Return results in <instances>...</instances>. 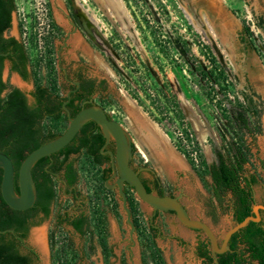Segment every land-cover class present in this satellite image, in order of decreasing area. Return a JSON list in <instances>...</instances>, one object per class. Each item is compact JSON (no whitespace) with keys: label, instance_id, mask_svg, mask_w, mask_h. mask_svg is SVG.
<instances>
[{"label":"rangeland","instance_id":"374dc122","mask_svg":"<svg viewBox=\"0 0 264 264\" xmlns=\"http://www.w3.org/2000/svg\"><path fill=\"white\" fill-rule=\"evenodd\" d=\"M122 1L123 16L107 0L106 8L99 0H75L77 6L71 8L67 0H16L10 34L24 41L34 66V81L48 84L50 74L43 69L46 25L52 20L61 24V11L66 7L77 13L87 43L77 34L72 50L85 43L82 49L94 72L107 78L111 94L105 107L134 142L135 164L155 170L166 192L184 196L190 217L206 222L222 242L233 222L230 215L221 214L217 222L208 217L205 201L211 196V178L207 166L194 160L195 152L188 158L183 151L199 148L206 164L212 163L214 148L222 145L219 126L228 124L233 106L246 105L242 93L248 94L260 108L261 133L251 148L247 169L259 180L256 199H264V30L256 25L258 20L264 21V0ZM86 5L97 15L98 26L84 13ZM241 23L249 29L254 50L246 51L236 39L234 25ZM8 70L6 66L3 75L9 85L32 89V82H21ZM68 126L65 121L44 123L45 128L60 134ZM77 164L78 189L90 199L94 237L58 227L53 239L48 237L55 214L74 206L57 184L52 216L30 232L29 244L39 256L37 264H146V250L147 264H155L148 231L152 208L130 192L140 224V237L135 236L136 243L131 244L133 229L120 189L109 190L118 186L120 175L116 184L102 186L100 170L85 156ZM158 211L162 237H155V243L165 263L201 264L196 245L204 234L183 225L169 211ZM38 232L43 244L34 241Z\"/></svg>","mask_w":264,"mask_h":264},{"label":"trees","instance_id":"16d2710c","mask_svg":"<svg viewBox=\"0 0 264 264\" xmlns=\"http://www.w3.org/2000/svg\"><path fill=\"white\" fill-rule=\"evenodd\" d=\"M16 11V0H0V153L8 155L14 163L15 188L19 193L18 174L24 159L37 148L61 135L51 128H45L42 125L43 119L45 122L48 120L57 123L64 118L63 111L49 100L52 96L49 86L37 88L36 96L44 109L42 113L28 107L21 92L12 89L3 81L7 62H11V70L19 73L24 79L29 77L25 71V64H30L35 78L34 66L24 43L15 38H4V32L11 27V13ZM261 27L264 29V24ZM245 98L250 100L253 108L249 105H237L229 110L228 124L219 126L222 145L217 156L220 162L216 161L208 171L213 182L212 197L206 202V207L208 215L215 222L221 214H233L234 220L241 223L253 215V208L258 204L254 198V187L259 181L255 175H248L247 166L251 148L256 143L257 135L261 133L260 112L251 98ZM105 141L101 127L89 121L68 146L51 156L54 158L53 161L51 157L38 161L32 169L37 199L34 206L27 211L14 210L3 200L1 193L3 169L0 168V264H37L38 253L27 243V239L30 227L39 224L34 220L40 214L44 215L43 219L51 215V208L57 199L56 176L67 167L70 183L77 184L80 176L73 170V165L77 164L78 159L69 164L71 155L77 154L79 157L84 155L94 167L102 165L105 160L100 151ZM194 152L196 153L194 160H200L208 169L199 148L192 150L191 154L187 151H183V154L190 158ZM99 180L104 186L105 177L101 173ZM157 183L159 195L164 196V187L159 177ZM143 184L147 192L151 193L145 183ZM130 206L134 223L140 228L136 216L138 211L134 206ZM260 213L264 215L263 210H260ZM67 221L81 236H86L91 231L92 221L88 216ZM155 237L150 235V244L154 247V252L150 248L151 255L152 253L154 255L153 262L166 264L159 249L156 248ZM146 253L144 261L147 264ZM197 256L203 259V264H215L208 238L198 245ZM218 259L220 264H264V218L259 223L250 222L244 229L235 233L229 241V250L219 255Z\"/></svg>","mask_w":264,"mask_h":264},{"label":"flooded vegetation","instance_id":"af4514ba","mask_svg":"<svg viewBox=\"0 0 264 264\" xmlns=\"http://www.w3.org/2000/svg\"><path fill=\"white\" fill-rule=\"evenodd\" d=\"M77 3L79 0H76ZM100 3L106 8L108 7V4L106 0H99ZM77 3L75 0H67V6L75 7L77 6ZM79 7V6H78ZM89 7L86 5L84 8V13L85 9ZM70 8H67L63 11H61V16H62V22L61 24L58 23L56 20H52L46 25V37H45V43L47 46L45 47L46 49V67L43 69H47L48 73L50 74L48 76V79L50 83H36L33 78L32 74V67L30 64L26 63L25 64V71L27 75L29 76L28 79H24L19 73L14 72L11 70L12 63L7 62L6 66H8L9 72L11 74H16L18 75V78L21 80L23 83H30L32 82V89L29 91H24L20 89L19 87L16 86H11L9 85L12 89H18L22 96L24 97L26 104L28 107L31 109H36L38 112H44L43 107L39 104V100L36 96L37 94V88L38 86H49V92L52 94L49 98L50 101L53 102V105L58 107L59 110L63 111V120L66 123L69 124V119L70 117L74 118L81 110L89 107H99L104 110V112L107 114L108 118L110 120L116 121L107 111L105 104H108L109 97H110V88H109V83L107 78H105L102 75H99L98 73H95L92 66L90 65L89 59L86 57L84 51H83V46L87 41L85 40L84 36H82L81 31V25H80V18L77 13H73ZM80 8V7H79ZM225 11L227 13H231V10L226 8ZM14 13H11V27L7 31L4 32V38L6 39H11L15 38L19 42H23L22 38H17L14 35H11L10 32L13 28V22H14ZM86 14V13H85ZM83 15V14H82ZM87 15V14H86ZM88 16V15H87ZM88 18L91 20V18L88 16ZM91 22L95 24L92 20ZM264 21L263 20H258L257 21V27L264 30L263 26ZM45 29V28H44ZM20 30V27H19ZM234 30L236 33V39L240 43V45L243 46V48L247 50H254L255 46L253 44L252 37L249 33V29L247 28L246 24L241 23L240 26L234 25ZM77 34H79L82 39L83 43L76 48L75 50H72L73 45L72 42L76 39ZM25 45V43H24ZM27 49V48H26ZM54 57V62L50 61L52 60L51 58ZM4 81V80H3ZM6 82V81H4ZM11 90H8L10 92ZM244 95V100L246 102V105H249L250 100L246 99L245 97H249L253 100L251 96H249L246 93H242ZM254 102V100H253ZM251 103V102H250ZM256 105V103L254 102ZM252 105V103H251ZM250 106V105H249ZM253 108V105L250 106ZM257 110L258 106L256 105ZM75 114V116H73ZM94 122V121H91ZM117 122V121H116ZM45 119H43L42 125H44ZM95 123V122H94ZM119 123V122H118ZM97 124V123H96ZM120 124V123H119ZM98 125V124H97ZM121 125V124H120ZM99 126V125H98ZM122 126V125H121ZM101 132L103 134L102 128ZM104 136V134H103ZM105 137V136H104ZM106 141L105 144L102 146L100 154L105 160V163L102 165L97 166L100 170L101 175L105 177L104 184L107 182H111L113 185L116 184V179L118 178L119 172L118 168L115 162V154H116V143L113 139L109 140L105 137ZM131 158H130V165L131 167L138 173V176L142 183H145V185L150 189L151 193L159 195V190H158V183H157V178L159 177L158 174L156 173L155 170L150 168L148 165H136L135 164V155H136V146L134 142H131ZM220 147H215L214 148V155L215 159L212 163L208 164V171L210 170V167H212L215 162H218L217 159V153L220 152ZM84 155H81L83 157ZM77 154L71 155L68 163L70 164L72 161L75 159L81 158ZM54 158L51 157V161H53ZM78 163V161H77ZM219 163V162H218ZM264 163V162H263ZM262 165V162H261ZM262 171L264 173V165L261 166ZM73 170H76V173L79 174L80 176V169L79 165H73ZM117 174V175H116ZM248 175H255L251 171L248 172ZM68 168L64 167V169L61 171V174H58L56 176V181L57 184L59 185L61 191L68 196V199L74 202V206L71 210H65L61 213L55 214L54 217V227H51V231L48 232V237L51 238V240L54 237V228H70L74 233L79 234L72 225L68 223L67 220L73 221L76 220L77 218L80 217H86L88 216L90 219V211L88 209V205L90 202L89 197H84L80 190L78 189L80 179L77 184L70 183V180L68 179ZM210 176V174H209ZM256 176V175H255ZM257 177V176H256ZM160 178V177H159ZM211 178V185H212V177ZM258 179V177H257ZM259 181V180H258ZM163 184V183H162ZM144 185V184H143ZM259 185V182H258ZM257 185V186H258ZM254 187V198L258 204L256 205H264V199L258 201L256 199V193H255V188ZM164 187V185H163ZM110 191H119V187L116 185V187ZM123 191L125 192L127 196V207L131 212V221L133 223L134 228H132V233L130 235V243L135 244L136 239L135 236L140 237L139 234V228L136 226L133 220V213L131 210V194L132 192L135 196L136 192L133 187H131L128 183H124L123 185ZM160 196V195H159ZM164 196H172L175 198H178V196L174 194H169L166 192L164 188ZM212 197V186H211V196ZM136 198V197H135ZM183 198L184 196L180 197V202L186 209V206L183 204ZM208 198V199H210ZM208 199L205 201V208H206V213H207V207H206V202H208ZM55 204V203H54ZM54 206V205H53ZM53 206H52V212H53ZM152 208V207H151ZM152 215L148 219V224H149V234L151 236H156V238H161L162 237V232L157 225V220L159 217L160 212L158 210H155L152 208ZM187 210V209H186ZM264 211V210H263ZM51 215L48 217L50 218ZM187 212H189L187 210ZM171 215L176 214L172 211H169ZM208 215V213H207ZM261 215V220L264 218V215ZM190 216V215H189ZM177 217V216H176ZM208 217L215 222L209 215ZM44 218L43 214H40L37 219L34 220V222H40ZM47 218V219H48ZM231 221L233 224L237 223L234 220L233 214L230 215ZM44 220V219H43ZM33 223V222H32ZM39 225V224H38ZM38 225H32L29 230V236L27 239V243L29 244V237H30V232L33 228L37 227ZM198 233L204 234L203 231L201 230H195ZM214 231V230H213ZM12 232V230H11ZM91 239H93V231L91 228L90 233ZM217 236V235H216ZM207 238V236L204 234L203 239H199L196 245V256H197V247L200 244L201 241H204ZM221 243V242H220ZM30 245V244H29ZM31 246V245H30ZM32 247V246H31ZM34 249V247H32ZM36 251V249H34ZM37 252V251H36ZM213 256V255H212ZM198 257V256H197ZM198 259L201 261V264H203V259ZM39 260V259H38Z\"/></svg>","mask_w":264,"mask_h":264},{"label":"water","instance_id":"95a60500","mask_svg":"<svg viewBox=\"0 0 264 264\" xmlns=\"http://www.w3.org/2000/svg\"><path fill=\"white\" fill-rule=\"evenodd\" d=\"M16 76L18 77V75ZM3 80L6 81L4 75ZM249 105L252 106L250 102ZM89 121H94L102 128L103 134L108 141L113 139L116 143L114 159L120 175L117 184L123 198V206L128 214V222L132 228L134 226L131 221V212L127 207V196L123 191L124 183H128L135 189L136 195L141 202L155 210L172 211L183 225L194 230L203 231L211 242L215 264H220L218 256L229 250V241L235 233L244 229L250 222L259 223L261 221L260 210H264V205H255L253 215L247 217L241 223L233 224L225 233L220 243L215 232L206 222L193 219L189 216L179 197L159 196L147 192L138 173L130 165L132 147L128 133L118 122L110 120L104 110L99 107L85 108L74 118L70 117L69 126L63 134L37 148L24 159L18 174L19 193H17L15 188L16 171L14 163L8 155L0 153V168L3 169L1 193L3 200L10 208L17 211H27L34 206L37 199V188L32 175L33 167L41 159L51 157L68 146L81 128ZM217 159L220 162L219 157Z\"/></svg>","mask_w":264,"mask_h":264},{"label":"bare ground","instance_id":"6f19581e","mask_svg":"<svg viewBox=\"0 0 264 264\" xmlns=\"http://www.w3.org/2000/svg\"><path fill=\"white\" fill-rule=\"evenodd\" d=\"M110 3V6L112 8L113 11H115L119 16H123L126 13V8L124 5V2L122 0H107ZM83 6V5H82ZM84 10V9H83ZM85 13L91 18V20L98 25L99 20L97 18V15L95 14L94 11H92L89 8L85 9ZM188 18L190 19V21H194L191 17V15L188 14ZM15 83L18 82L17 79L14 80ZM157 130V129H155ZM42 234L40 232L36 233L34 235V241L38 244H43L42 241ZM35 243V244H36Z\"/></svg>","mask_w":264,"mask_h":264}]
</instances>
